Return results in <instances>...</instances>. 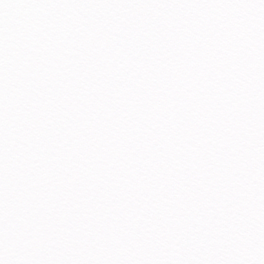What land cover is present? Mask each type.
<instances>
[{"label":"snow or ice","instance_id":"6c2138e0","mask_svg":"<svg viewBox=\"0 0 264 264\" xmlns=\"http://www.w3.org/2000/svg\"><path fill=\"white\" fill-rule=\"evenodd\" d=\"M0 264H264V0H0Z\"/></svg>","mask_w":264,"mask_h":264}]
</instances>
